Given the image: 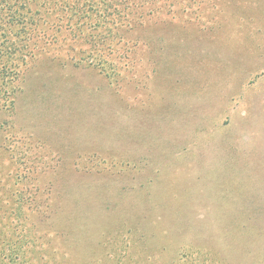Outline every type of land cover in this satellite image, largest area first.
<instances>
[{
    "label": "rangeland",
    "instance_id": "374dc122",
    "mask_svg": "<svg viewBox=\"0 0 264 264\" xmlns=\"http://www.w3.org/2000/svg\"><path fill=\"white\" fill-rule=\"evenodd\" d=\"M71 1H41L48 43L29 45L38 59L0 115L4 231L31 228L29 264H112L100 241L116 230L140 256L127 264H264V0H141L125 98L93 62L94 19ZM104 184L128 187L110 209L94 204ZM75 216L67 240L59 224Z\"/></svg>",
    "mask_w": 264,
    "mask_h": 264
},
{
    "label": "trees",
    "instance_id": "16d2710c",
    "mask_svg": "<svg viewBox=\"0 0 264 264\" xmlns=\"http://www.w3.org/2000/svg\"><path fill=\"white\" fill-rule=\"evenodd\" d=\"M41 1L48 2L49 0H0V115L8 114L6 110L11 104L13 89L16 87V83L21 81V68L23 66H29V64L36 62L38 59L36 52L33 54L28 53L27 48L29 45L37 43V47H39L42 44L48 43V41L46 42L44 40L46 35L43 32V26L45 24L43 20L44 17H52L53 11L49 10L47 4H41ZM140 1L141 0L71 1L73 4L75 2L74 9L79 16L84 17L86 20L94 19L92 33L88 35L91 37L90 47L94 51L93 62L99 66L100 74L107 79L108 86H110L112 90L120 88V91H116L115 93L122 98H125L123 92L125 88H127L124 87L127 80L125 76L126 70H128V72L132 70L137 72V42L138 33L140 31L139 21L141 19V14H139L137 9L139 8L138 5ZM93 8H95L96 11H93ZM40 24H42L41 27ZM15 31L17 32L15 33ZM68 34L80 37L81 34L84 35V32L80 26H74ZM23 36L25 40H23ZM48 40H50V38H48ZM151 46L152 45H149V47ZM149 59L151 63L154 62L152 58ZM93 62H91L92 65H88L94 66ZM88 65H86V67ZM81 66H84V64ZM108 86L105 85L104 88H108ZM122 87H124L123 91ZM97 93L98 90L94 91V94ZM125 110L126 109L123 111ZM113 111L114 108L109 106V112ZM126 115L132 116L133 114L127 112ZM135 118L137 119V116ZM8 123L9 120L0 118V131L1 134L4 135L3 141L0 143V149H2L4 153L8 151V148H5L10 129ZM133 131L134 130H132V132ZM1 187L2 181L0 174V189ZM80 187L84 190L81 192H85V194H95L92 193L91 189L97 186L95 184H82ZM136 189L137 188H135V190ZM1 190H3L4 194L5 190ZM127 190V186L119 187L104 184L96 193L98 197L94 199V204L98 202L100 209H110L126 197ZM118 194H120V196H118ZM4 200H6V196H0V264H29L28 259H26V253L30 252L28 248L30 249L31 246H35L33 242L29 240V238L32 237V230L30 227L23 230L22 225H18L20 234L13 238L11 232L8 234L4 231L3 227L6 226L4 220H7L5 214L1 212V208L4 206ZM15 210H17V208H15ZM15 215L17 216L18 212H16ZM82 219L83 218L80 216L68 217L66 220L63 219L59 224V228L61 229L60 235H63L67 240L76 239L74 234L76 235L75 232L81 227ZM122 226H129L128 232L136 236L137 230L132 228V224L124 221L123 224L119 223V228ZM118 235L119 232L116 230L112 236L103 237L100 241L103 250L105 249L104 251L108 249V252L114 254L112 257L107 256V259L110 260L112 264H127V262H129L127 260L129 259L136 262L140 256H137V259H135L131 254H125L123 245H119V243L115 241L117 239L113 237ZM42 251L43 252L33 249L31 253L43 259L46 252L45 250ZM143 251L144 253H148L151 250L148 248ZM133 253V255H137L139 252L135 251ZM115 259L116 263H114ZM153 262L154 258L151 257L149 263L152 264Z\"/></svg>",
    "mask_w": 264,
    "mask_h": 264
}]
</instances>
